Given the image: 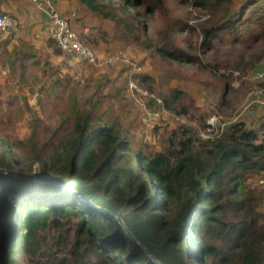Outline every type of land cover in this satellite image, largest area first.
Segmentation results:
<instances>
[{
  "label": "trees",
  "instance_id": "1",
  "mask_svg": "<svg viewBox=\"0 0 264 264\" xmlns=\"http://www.w3.org/2000/svg\"><path fill=\"white\" fill-rule=\"evenodd\" d=\"M74 1L99 17L101 27L114 21L131 45L152 51L162 62L202 65L199 57L176 46V27L179 33L192 27L180 20L170 24L165 0ZM180 1L214 18L223 13L222 20L202 29L205 51L213 50L220 32L237 30L251 9L262 10L258 24L264 29V7L257 6L264 0H246L235 12L228 7L230 0ZM60 13L75 29L77 12ZM157 15L167 29L152 39L148 23ZM45 19L47 48H55L53 26ZM75 30L83 36L84 31ZM45 51L22 42L2 55L0 64L14 74L29 62L40 66ZM61 51L55 48L56 54ZM255 59L264 71V53ZM109 67L126 69L123 64ZM136 79L157 93L144 71ZM230 89L227 82L219 106ZM186 96L189 104L184 103ZM162 98L171 113L205 122V114L197 116L192 110L190 95L175 89ZM69 103L73 128L49 158L35 154L40 166L35 175L34 160L21 158L9 140L0 139V169L6 170L0 173V264H158L151 255L161 264H264V188L252 184L264 180V119L258 121L260 129L241 119L228 125L220 139L208 141L197 129L177 126L163 116L166 123L155 130L160 151L145 147L131 155L119 118L95 116V104L82 110L73 97ZM146 103L156 109L151 101ZM170 191L175 203L169 200Z\"/></svg>",
  "mask_w": 264,
  "mask_h": 264
},
{
  "label": "rangeland",
  "instance_id": "2",
  "mask_svg": "<svg viewBox=\"0 0 264 264\" xmlns=\"http://www.w3.org/2000/svg\"><path fill=\"white\" fill-rule=\"evenodd\" d=\"M230 1L228 7L235 12L246 0ZM262 2L257 6L264 7ZM165 3L170 24L180 20L192 27V30L181 33L176 27V46L199 57L202 65L162 62L152 51L131 45L123 35L124 29L114 21L106 22L104 29L102 21L96 16L89 25L93 31L84 35L85 41L104 55L122 50L142 67L145 75L153 79L150 85L162 97L170 95L175 89L190 95L195 101L197 110H192L197 116L205 114L207 118L219 114L226 119L236 118L235 122L246 119L249 126L260 129L258 121L264 119L263 99L250 97V94L263 87V82L256 79L262 70L258 68V59H255L257 54L264 53V29L258 24L262 22L259 19L262 10L254 13L251 9L237 30L220 32L213 50L205 51L201 48L202 29L222 20L223 13L214 18L210 13L197 10L190 2L165 0ZM120 17L124 18L123 15ZM128 23L136 25L130 19ZM163 29L167 28L161 15L148 23V35L152 39H158ZM55 48L60 50L57 45ZM55 48H46L42 52L40 66L29 62L25 68L14 73L15 79L10 76L0 83V139L9 140L12 149L21 158L34 160V175L40 171L35 154H39L41 159L49 158L58 141L73 128V120H68L71 97L76 99L82 110L91 109L90 103L95 104V116L102 113L104 118H119L122 130L131 142V155L145 147L160 151L158 144H146L147 137L158 126L151 129L146 113L150 108L143 107L140 99L128 94L130 89L129 85L126 86L123 70L117 67L94 68L62 51L56 54ZM227 82L231 89L225 103L219 106ZM184 103H190L187 96ZM162 123L165 124V120ZM259 180L261 178L252 181L253 186L264 188ZM174 197L170 191V202L175 203ZM171 207L176 211L174 205Z\"/></svg>",
  "mask_w": 264,
  "mask_h": 264
},
{
  "label": "built area",
  "instance_id": "3",
  "mask_svg": "<svg viewBox=\"0 0 264 264\" xmlns=\"http://www.w3.org/2000/svg\"><path fill=\"white\" fill-rule=\"evenodd\" d=\"M33 6L43 14L53 26V36L57 41V46L65 54L83 60L89 66L102 68L123 64L126 67L127 86L129 93L135 98L140 99L143 107H148L146 101H151L156 109L147 110V119L151 129L161 127L163 116L170 117L175 124L197 129L198 135L203 140L215 141L220 139L226 128L236 121V118L226 119L219 114L210 115L205 122L200 124L198 121L189 120L183 116L175 115L167 110L165 101L160 95L152 92L137 82V74L142 72V67L130 59L122 50L114 51L111 54L104 55L84 43L83 36L80 35L73 27L71 21L64 17L55 7L53 0H32ZM17 23L13 16L9 14H0V36H6L11 30L16 29ZM256 79L264 83V71L257 74ZM250 97H261L264 103V85L261 89L254 91ZM163 124V123H162ZM157 134L153 131L147 137V145L157 146ZM264 183V180L260 181Z\"/></svg>",
  "mask_w": 264,
  "mask_h": 264
},
{
  "label": "crops",
  "instance_id": "4",
  "mask_svg": "<svg viewBox=\"0 0 264 264\" xmlns=\"http://www.w3.org/2000/svg\"><path fill=\"white\" fill-rule=\"evenodd\" d=\"M55 4L57 10L62 13L77 12L75 29L90 31L89 25H92L94 15L85 11L76 1L55 0ZM0 11L2 14L13 16L18 21L16 29L11 30L6 36H0V57L9 55L22 42L34 46L39 53L47 48L50 30L46 24V17L37 11L32 0H0ZM10 76L15 79L16 74L0 64V83L7 81Z\"/></svg>",
  "mask_w": 264,
  "mask_h": 264
},
{
  "label": "water",
  "instance_id": "5",
  "mask_svg": "<svg viewBox=\"0 0 264 264\" xmlns=\"http://www.w3.org/2000/svg\"><path fill=\"white\" fill-rule=\"evenodd\" d=\"M4 172H6V170H3V169H0V173H4ZM11 175H13V176H19L18 174H16V173H11ZM49 184V183H48ZM58 185H60V184H58ZM66 189H68V188H66ZM68 190H70V189H68ZM78 195V197H81V198H84L83 196H81V195H79V194H77ZM114 216L117 218V220H118V222L120 223V225L125 229V231L127 232V234L129 235V236H131L132 237V234H131V232L128 230V228L126 227V225H125V223L123 222V220H122V218L120 217V215L119 214H117V213H114ZM133 238V237H132ZM134 239V238H133ZM134 241H135V243L137 244V245H139L142 249H144V247L136 240V239H134ZM145 250V249H144ZM151 257H152V259L156 262V263H158V264H161L160 263V261H158V260H156L152 255H151Z\"/></svg>",
  "mask_w": 264,
  "mask_h": 264
}]
</instances>
